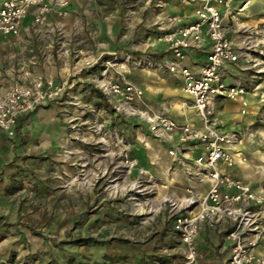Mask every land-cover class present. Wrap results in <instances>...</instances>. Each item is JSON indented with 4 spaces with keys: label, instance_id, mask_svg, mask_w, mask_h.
Masks as SVG:
<instances>
[{
    "label": "rangeland",
    "instance_id": "rangeland-1",
    "mask_svg": "<svg viewBox=\"0 0 264 264\" xmlns=\"http://www.w3.org/2000/svg\"><path fill=\"white\" fill-rule=\"evenodd\" d=\"M68 2L65 26L53 35L56 45H48V21L26 39L23 57L0 62L6 77L0 91L11 81L4 71L20 62L32 74L59 64L66 68L59 78L70 84L67 100L35 108L6 144L10 157L0 171V240L9 236L6 242L13 245L0 244V264H195L187 262L162 202L182 196L183 187L193 182L194 165L184 161L181 145L165 144L140 114L126 113L98 86L100 79L124 78L141 87L144 79L136 81L141 72L168 74L159 67L156 46L161 32L178 19L167 8L172 0ZM238 6L234 19L225 22L229 35L246 49L231 65L247 89L246 106L240 104L241 116L233 124L243 139L240 158L251 172L264 168V0ZM142 14L151 17L150 25L133 22ZM118 16L119 30L112 25ZM97 55V63H85ZM235 103L223 99L219 105L225 111ZM150 104L142 96L137 107L171 116L167 106ZM223 117L216 119L226 123ZM129 183L133 189H120ZM151 208L157 211L150 216Z\"/></svg>",
    "mask_w": 264,
    "mask_h": 264
},
{
    "label": "built area",
    "instance_id": "built-area-1",
    "mask_svg": "<svg viewBox=\"0 0 264 264\" xmlns=\"http://www.w3.org/2000/svg\"><path fill=\"white\" fill-rule=\"evenodd\" d=\"M194 19L163 32L159 41L165 43L169 58L159 61L183 81V89L201 121L178 122L164 110H140L143 90L122 78L100 79L98 86L113 97L130 115L140 114L155 136L167 138L176 131L181 142L197 141L202 152L194 159L192 179L208 182L205 192L194 186L185 187L181 197L166 196L163 205L172 218V228L184 247L190 263L196 260V237L202 226H225L230 242L228 264H264V253L257 251L264 238V186L252 188L248 181L236 179L220 171V165L231 167L236 158L231 145L240 141L235 131H225L216 119L215 111L223 99H238L246 106V87L236 78L229 80L227 65L235 64L246 54L243 45L229 35L225 19L233 20L236 4L246 0H199ZM67 0H0V33L17 35L24 18L30 13L35 24L48 23L49 14H66ZM234 29L233 31H235ZM207 43L205 61L198 71L185 62L187 49H198ZM100 55L92 56L86 64L97 63ZM106 64H113L111 59ZM67 80L54 82L52 77L36 75L28 84L18 82L8 86L0 95V134L13 137L18 119L36 107L50 101H65L70 96Z\"/></svg>",
    "mask_w": 264,
    "mask_h": 264
},
{
    "label": "crops",
    "instance_id": "crops-1",
    "mask_svg": "<svg viewBox=\"0 0 264 264\" xmlns=\"http://www.w3.org/2000/svg\"><path fill=\"white\" fill-rule=\"evenodd\" d=\"M199 4V0H172L167 8L171 14L178 15V19L171 25H169L168 28L164 29L163 32L170 31L177 25L192 21L194 19L193 11ZM238 5L236 6L238 7ZM70 6V3L68 2L65 7L66 12L67 10H69ZM62 19L64 20L65 16L57 15L54 11L49 14L48 21H50V24H48L49 27L45 29L49 30V32L52 33L48 34L50 37V42L48 45L50 46L56 45L58 43L57 39L54 38V32L57 31L58 34L59 30H63V27L65 25L64 23H62ZM121 22L122 20L118 16L117 19L112 20V25L116 24V26L114 27L115 29L119 30ZM133 22H142V24L144 25H150L152 19L149 15L144 17L142 14L134 17ZM41 26L42 25L35 24L32 21V16L29 13L22 22L19 34L3 35L0 33V62L12 56L15 58L17 57L18 59H20V57H23L22 49H24V43L26 39L32 35V32H36L35 30H38V27ZM163 32H161V34ZM165 46L166 45L164 42L158 41L156 48L158 50L157 54H159L158 57L160 61L169 58V53L168 51H166ZM206 53L207 43L198 49H187V57L185 59V62L190 65L194 71H198L200 65L205 61ZM58 65L59 64L50 66L45 65L44 70L39 69L35 71L34 74H32L31 71H29L28 67H24L23 65L21 66L20 62V65L16 67L12 66L8 68V71L4 72H6V74H8L9 78L11 79L9 85L15 82L28 84L35 77V75L51 76L53 77L54 82H59L61 81L59 75L63 72H66V68L60 66L58 67ZM231 65L226 66V70L229 73L228 81L235 80L234 76H236V73H233V70L231 69ZM165 70L168 74H165V76L161 77L157 76L154 71H144L139 73L138 77H140V79L138 78L136 81L144 79L141 83V87L144 88L143 101L145 103L152 102V104L150 105L153 108L167 106L170 109L172 118H174L178 122H191L196 126H200L201 121L197 116V113L192 104L191 106L188 105V107L185 106L187 103L186 99H191L183 89L182 79L178 76L173 75L167 69ZM0 83H6V77H4L1 68ZM3 92H5V89H2L0 91V94H2ZM236 102L237 103L230 105L229 108H226L225 111H222V105H219L215 111V116L219 117L220 114H223V118L227 119V125L222 120H219V122L221 123V128L225 131H235L233 121L238 120L241 116V114L237 112V109L240 107L241 103L239 100H236ZM153 103H155L156 105L153 106ZM41 106L42 105L38 107ZM244 109H246V107ZM32 111H30L29 113H31ZM23 117L18 119L16 129L23 121ZM14 139L15 135L13 137H8L4 134H0V171L6 163L7 159L10 157V153H8L7 151L8 147L6 144ZM164 140V143L167 145L171 143L181 145L182 151L180 153L185 157L184 161L192 166L194 165V159L202 152L200 143H198L197 141L181 142L178 139V133L176 131L170 133L167 138H164ZM242 142L243 139H240V141H236L231 145V151L234 152L236 158L235 164L231 167L220 165V171L227 173L233 178L248 181L252 188H259L261 186H264V168L251 169V172H248L245 161L240 158V148L242 147ZM192 181L195 182L194 179H192ZM193 182H191L190 184L198 188L202 192H205L209 185L206 181L201 183L197 181L195 183ZM3 186L4 185L0 183V191L3 190ZM184 187L182 195L184 194ZM261 209L264 210V204H262ZM225 234L226 227L223 225L215 227L207 225L202 226L196 237L197 259L195 264H228V258L230 255V242L228 239H226ZM8 237L9 236L4 235L0 240V244L6 242ZM12 245L13 244L11 242H6L4 249ZM15 245L17 246V244ZM257 251L260 253H264V238L261 239L259 245L257 246Z\"/></svg>",
    "mask_w": 264,
    "mask_h": 264
},
{
    "label": "bare ground",
    "instance_id": "bare-ground-1",
    "mask_svg": "<svg viewBox=\"0 0 264 264\" xmlns=\"http://www.w3.org/2000/svg\"><path fill=\"white\" fill-rule=\"evenodd\" d=\"M236 100H238V99H236ZM112 186H115L116 187V184L115 183H113L112 184ZM118 188H119V186H118ZM133 189L134 188V184L133 183H129V184H127V186L126 187H121L120 189ZM115 189V188H114ZM116 190V189H115ZM170 196H172V195H170ZM155 211H157V208H151V209H149L147 212L149 213V215L151 216L152 215V213H154Z\"/></svg>",
    "mask_w": 264,
    "mask_h": 264
}]
</instances>
